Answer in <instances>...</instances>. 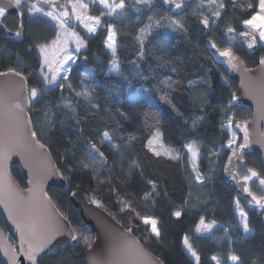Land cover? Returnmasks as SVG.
Instances as JSON below:
<instances>
[{
  "label": "trees",
  "instance_id": "16d2710c",
  "mask_svg": "<svg viewBox=\"0 0 264 264\" xmlns=\"http://www.w3.org/2000/svg\"><path fill=\"white\" fill-rule=\"evenodd\" d=\"M58 1L63 4L67 0ZM248 2L255 3V0H242L235 9H226V17L234 21L237 29L242 19L247 18V13L240 5ZM26 3L37 4L44 11H50L35 0H26ZM189 7L186 5L182 12ZM20 9L24 13L23 39L21 43L9 41L0 32V71L15 67L28 76L29 87L42 88L39 78L41 59L36 45L54 40L56 29L50 20L31 18L28 9ZM167 12L173 14L169 9ZM161 18L163 15L158 14L153 21L161 24ZM189 19L191 21L192 18ZM153 21L135 22L133 19L126 23L117 20L111 22L118 37L116 56L120 63L119 73L110 71L112 56L105 48L104 30L94 37H88L80 27L73 28L85 42V51L72 68L64 88L45 93L46 103L42 102L30 112L40 142L50 150L68 183L67 189H53L49 195L60 213L77 230V235L83 233L92 240L94 237L84 229L79 212L70 202V195L71 192L81 191L98 199L104 204L103 210L121 221L124 228L132 225V234L164 264H194L184 249L185 235L200 256V264H215L211 261L213 255L220 259L221 264H229V257L233 254L239 255L243 264H264L263 216L259 210L250 211L248 201L239 200L222 177L224 162L230 153L224 152L222 146L227 143L230 133L222 131L220 125L224 122L222 117L226 115V106L236 92L237 85L230 82V88L227 87L221 78L222 70L213 62L203 42L211 40L219 48H224L225 36L204 32L199 18L190 24L181 23L182 32L177 36H163L159 27L146 37L144 56L139 58L140 45L136 39L139 29ZM4 25L16 31L19 23L15 17H10L4 21ZM226 36L230 37L228 33ZM234 52L248 69L257 67L260 54L247 56L239 49ZM86 69L91 75L84 77ZM164 81L169 86H165L162 83ZM69 83L76 91L87 88L89 98L76 96L68 88ZM163 93L170 96L171 103L160 100ZM136 94L139 95L138 99L133 98ZM62 99L72 101L75 118L57 107ZM93 103L98 107L92 108ZM236 109L240 110L236 114V121L251 118L248 107ZM45 111L50 115L45 116ZM50 120L55 122L52 129L48 127ZM156 130L163 134L165 145L179 152L180 160L156 157L146 148L147 139ZM104 132L116 145L111 148L105 144L101 148L108 158L107 166L101 168L96 165V177L84 174L90 170L77 172L76 167L86 155V144L92 141L99 145ZM185 145H192L199 150V171L208 179L203 184L198 185L190 179L193 174ZM213 152H224V155H212ZM219 158L221 168L214 172V161ZM133 160L139 163V169L130 167ZM248 168L259 174L257 179H264V167L259 154L245 157L244 164L238 168L240 177ZM11 172L25 188L26 180L20 168L14 167ZM148 179L156 182V189L152 193L154 202L152 199H143V194L151 189L147 184ZM260 185L257 181L250 183L252 193L258 198L264 196ZM118 198L131 201L141 216L158 219L161 240L153 237L148 227L134 215L127 211L121 212ZM237 200L246 211L253 231V235L248 238H245L234 213ZM175 211L182 213L180 218L171 215ZM201 217L206 223L215 221L212 238L196 233ZM0 227L5 230L1 217ZM87 249L83 240H78L76 245L61 243L39 264H84L83 255Z\"/></svg>",
  "mask_w": 264,
  "mask_h": 264
},
{
  "label": "snow or ice",
  "instance_id": "6c2138e0",
  "mask_svg": "<svg viewBox=\"0 0 264 264\" xmlns=\"http://www.w3.org/2000/svg\"><path fill=\"white\" fill-rule=\"evenodd\" d=\"M8 4L20 9L22 6V0H7ZM43 4H47L56 9L53 11H44L42 7L37 4H32L28 7L29 16L35 19L47 17L50 20L56 21L58 28L56 38L50 43H38L36 45L42 62L39 67V78L43 84L42 88L39 87H27L25 91L28 76L21 70L15 67H9L6 71H0V77H4L6 80L9 77L19 78V88L16 91L15 96H12L7 88V84L0 86V203L5 204L6 208L11 206L12 211L15 212V216L10 214V219L17 226V231L20 232V244L19 255L23 256L27 261V264H39L42 259L41 254L45 252V249L50 244L52 238L58 234L65 224L62 221H66L67 217L60 213L59 209L54 208L51 204V197L44 190V181L53 176H58L61 179L64 178V174L50 163V156H48L45 150L41 155L44 157L45 165L41 172L36 174L35 180H29V185L25 192L21 194L14 188L10 179L7 178V161L10 159L14 152L20 154H32L39 150L45 149V144L41 143L38 138V133L31 127L33 123V117L29 115L30 112L35 110L44 101V94L56 87L59 89L64 88L63 81L68 80V73L72 71V65L75 64L78 55L82 48H86L85 42L74 31H71L68 25L71 22L82 26L88 34L95 35L97 28L101 27L100 17H92L88 15V9L90 4L102 6V16L108 17H122L125 13L124 0H67L64 4H59L58 0H38ZM233 7L236 6V0H230ZM137 4H147L149 0H136ZM165 4H174L176 9L182 8V3L177 0H164ZM215 5V9H210L213 20V24L221 17V11L224 8L223 0H200V7L205 5ZM243 11L247 13V18L242 19V25L244 30L238 33V36L246 38L248 49H252L259 45L260 48H264V0H255V3L248 2L246 5H240ZM7 8L0 5V23L2 18L6 16ZM18 17H22L23 13L18 12ZM35 19L33 22H35ZM209 16H204L201 23L207 27L209 25ZM149 20L153 21V18L149 16ZM108 23V29L106 33L105 47L111 51V72L119 73L120 63L116 56V30L113 27L111 21ZM161 25L159 21H153L146 24L139 29V35L136 37L140 48L138 50L139 58L144 56V41L151 32ZM168 27L183 28L179 20H172ZM24 25L21 23L18 29L12 33L16 37H21L23 33ZM228 34L235 32L232 27H227ZM230 39H236V36H230ZM74 43L75 47L70 48L69 45ZM210 47L215 49L220 57L225 58V62L233 71H241L242 74L250 71L244 67L240 62L238 56H235L232 48L227 47L224 50L217 48L215 43H210ZM86 59V57H85ZM259 64L264 70V57L259 61ZM87 75V74H85ZM165 86H169L167 81L162 82ZM192 82H190L191 84ZM68 88L75 92L78 97H84L88 99L90 94L87 88L82 91H76L72 88L71 84H68ZM261 102L264 103V81H262L258 87ZM238 97L233 94L231 101L226 106V115L222 117L223 123L220 125L221 130H226L230 133V138L227 143L222 146V150L226 149L231 154L228 156V165L225 171L232 177L237 179L234 174L235 169L242 165L244 162L245 149L250 145V134L247 126V122H237L232 112L233 107L236 104ZM160 100L165 103H171V98L167 93H163L160 96ZM61 109L65 110L70 116L74 117V108L71 100H61L57 105ZM92 108H97L98 105L91 104ZM45 116H49L50 113L45 111ZM54 115V114H52ZM55 122L49 121V129L54 128ZM195 127V122L193 123ZM238 129L243 132L242 142L238 143V136L236 131ZM162 133L159 130L153 132V134L147 139L146 148L153 153L154 156H167L170 160H180L181 156L179 152H173L175 150H169L164 148L162 142L160 143L161 150H157L154 144L158 141H162ZM107 144L108 147L115 148L112 138L107 132H104L100 138L99 145L95 142L89 141L85 146L86 155L80 161L77 172H84V170H90L84 172V174L96 177L98 170L95 167L99 165L101 168L106 167L108 158L105 156L101 148ZM184 149L187 154V158L190 159L191 171L193 175L191 180L200 185L204 183L203 174L198 171L200 153L199 150L192 145H185ZM212 155H219V152H213ZM131 168L139 169V163L133 160L130 165ZM141 175L143 170L141 169ZM258 173L248 168L246 173L240 177L239 183L243 181L242 187L244 191L248 192L252 201H255L257 205L264 208V196L257 197L246 187L248 181L253 177H258ZM259 183L264 185V179H260ZM147 184L151 186L149 191L143 194V199L148 201L150 199L154 202L152 193L156 189V182L152 179L147 180ZM72 196H76V192H71ZM89 203L94 204L96 208L104 209V204L93 197H89ZM121 212H129L130 215H134L138 218L143 225L148 227L150 234L157 240H161L162 235L159 227V220L149 216H141L133 206L132 202L118 198ZM239 207V201L236 202ZM172 216L177 219L181 217L180 211L171 213ZM241 219V225L245 234L252 231L248 222L246 213L242 210L239 212ZM115 220V216H113ZM116 224L120 225V228H116L110 224L105 225L103 247L97 244V248L91 247L93 240L90 236L81 233L77 235V230L70 228L68 235L72 241L83 240L85 247L89 248V261L88 264H144V253L139 246V242L132 237L133 226L129 225L124 228L121 221L116 220ZM215 221L206 223L203 217L200 218L199 224L196 226V233L211 232ZM123 229V230H121ZM183 244L187 252L194 258V264H200V256L193 249L192 244L189 242V237L185 235L183 237ZM99 249V250H97ZM5 254L8 255L7 249ZM233 264H243L239 255L233 254L229 257ZM12 264H21L16 253L10 256ZM211 261L215 264H221L220 259L213 255Z\"/></svg>",
  "mask_w": 264,
  "mask_h": 264
},
{
  "label": "water",
  "instance_id": "95a60500",
  "mask_svg": "<svg viewBox=\"0 0 264 264\" xmlns=\"http://www.w3.org/2000/svg\"><path fill=\"white\" fill-rule=\"evenodd\" d=\"M35 1L38 2V0ZM194 1L195 0H177V2L182 3V8L176 9L174 7V4H169V9L175 14H179L182 12V10L186 5H191ZM59 4L62 3L59 2ZM0 5H3L7 8L6 16L2 18V23H0V32L6 37L7 40L21 43L23 39V33L21 37H16L15 35L12 34L15 31L9 30L4 25V21L12 16H15L17 17L20 25L21 23H23V18H24L23 11L21 9H16L15 7L9 5L7 0H0ZM43 5H45L54 13L56 12L55 8H52L47 4H43ZM18 12H22L23 16L18 17L17 15ZM201 21H200V26L202 30L204 32H207L209 30V25L205 27L201 23ZM103 33L105 34V31H103ZM210 43H215V42L211 40H205L203 42V46L207 50L213 62L224 72V75L222 76V80L226 82L228 88L230 87V83L226 80V78L236 83L237 85V90L235 92V95L238 97V99L233 109L239 106H245L248 107L251 111V118L249 120L239 121V122H247L249 134H250L251 146L245 149L244 162L246 156L257 153L260 155L262 160V165L264 167V103L261 102L258 91V87L260 83L264 81V70H262L259 64L260 59L264 56L259 58L258 65L256 68L250 69V71L242 74L241 71L231 70L230 67L227 65V63L225 62V58L220 57L219 54L216 52V50L210 47ZM217 48L219 47L217 46ZM233 53L235 56H238L235 54L234 51ZM239 59L240 62L244 65V67L247 68L244 61L240 57ZM18 80L19 78L16 77H9L7 78V80L4 77H0V86H4L5 84H7L9 93L12 96H15L16 91L19 88ZM27 87H29L28 82L25 91L27 90ZM31 127L34 130L33 123ZM235 130L240 138V143H241L243 132L238 129ZM45 150L47 151L48 156H50V163L52 165H55V167L58 169L57 164L53 158V155L46 146L45 149L39 150L38 152L32 154L22 155L20 153L14 152L11 155L10 159L7 161L6 164L7 174H8L7 178L10 179L14 188L18 190L21 194H23L25 190L28 187H30L29 180H35L36 174L42 171L45 165V160L44 157L41 155V153H43ZM230 154L231 153H229V155ZM228 156L225 160L224 167L222 170V177L225 184L233 189L239 200H247L249 202L248 209L250 211H254L258 209L264 210V208H261L259 205H257L255 201H252L251 196L248 195V192L244 191V188L242 187L243 181L241 180L239 183L237 182L238 180H240L237 170L240 166L244 164V162L242 165L238 166L235 169L234 174L237 176V179H232V177L225 171V168L228 165ZM14 167L20 168L23 178L26 180L25 188L22 187L12 175L11 171ZM261 186L264 188V185ZM43 187L44 190L49 195L50 191L53 189H60V190L67 189L68 183L64 178L61 179L58 176H53L47 179L46 181H44ZM246 187L249 189V191H251V188L249 187L248 183ZM75 192H76V196L70 195V202L73 205V207L79 212L81 219L84 223L83 225L84 229L88 233H91L94 237L91 247L93 249H96L97 244L103 247L105 225L110 224L116 228H120V225L116 224V220H114L113 217H111L105 210L96 208L94 204L89 203L88 195H86L81 191H75ZM51 204L54 208H57L52 199H51ZM10 214L12 216H15V212L12 211L11 206L6 208L5 204L0 203V217L3 219V223L5 227V230L0 227V263L12 264V261L10 260V256L13 253H16L21 264H27V261L24 259V257L19 255V251H20L19 244L21 239L20 232L17 231V226L13 222V219H10ZM262 219L264 221V215ZM62 222L65 224V227L52 238L50 244L45 249V252L41 254L42 259L48 254H50L53 251V249L61 243H70L72 245H76L78 243V241H72L71 237L68 235V230L70 228H73L69 220L67 219L66 221H62ZM132 237L139 242V246L144 253V264H164L157 256H155L153 253L148 251L137 239V237H135L133 234ZM6 249L8 251V255L5 254ZM42 259H40V261ZM83 261L84 264H88L89 248L85 251L83 255Z\"/></svg>",
  "mask_w": 264,
  "mask_h": 264
},
{
  "label": "rangeland",
  "instance_id": "374dc122",
  "mask_svg": "<svg viewBox=\"0 0 264 264\" xmlns=\"http://www.w3.org/2000/svg\"><path fill=\"white\" fill-rule=\"evenodd\" d=\"M66 2H63V4L66 3ZM110 2H111V0H110ZM116 2L118 3L119 0H116ZM124 2H125L126 7H125V10H124V13L125 14L122 17H108L106 15L105 16H102L101 15V12L103 11L102 6H98V5H95V4H90V7L88 9V15H90L92 17H100V20H101V27H98L97 28V32H96L95 35L88 34L86 32V30L82 26L76 24L74 21L71 22L68 25V27H69V29L71 31H74V32H75V30L73 29L74 27H80V29L88 37H94V36H96L97 34H99L100 32H102L104 30L105 31V34L104 35L106 37V33H107V29H108V23L107 22H109V21L112 22L113 20H117V21H122V23H126V22H131V21H133V19H135V22L142 21V20H145L146 22H148L149 21V16H151L154 19V18H156V16L158 14H161V15H163V18H161V20L163 22L160 24L161 25L160 26V30L162 32V35L163 36H177V35H180L181 34L182 30H181V28H177V29L173 30V28L168 27V25L171 23L172 20H174V19L175 20H179L180 24L181 23H189L190 24V23H193L194 20H197L198 18L200 20V19H203L204 16H209L210 17L209 23L211 24L210 27H213L214 28V29H212L213 35L214 36L218 35L220 29L224 28L223 31H222V33L224 35V32H225V35H224L225 36L224 37V39H225L224 40L225 47H231L233 49V51L240 49V48H237L236 47V43H237L236 39L233 40V39H230L229 37L226 36V33H227L226 29L229 26L232 27V28H234L235 29V32H237V33H239L240 31H239V28L238 29L236 28V25H235L234 21L231 20L230 17L229 18L226 17V13L225 12L227 11L226 10L227 7L230 10L235 9L236 6L238 5V3L242 2V0H236V6L235 7L232 6L230 0H223L224 8L221 11V17H220L219 20H217L215 22V24H213V20L215 18L212 17L210 9H215L216 6L215 5H207L206 4L203 8H201L200 7V0H195L190 5L189 9L185 10L184 12H181L179 14V16L178 15L176 16L174 14H170V13L167 12V9H169L168 8L169 4H165L164 3V0H149V3H147V4H144V3L137 4L136 3V0H124ZM154 5H156V6L153 8ZM29 6H31V4L27 5L26 0H22V6H21V8L28 9ZM189 17L192 18L191 21H190ZM31 18H33V17H31ZM42 18H44L46 20H50L47 17H42ZM223 19H225V22L223 21ZM50 21L53 24V26L55 27V29H56V35H57L58 28L56 26V21H53V20H50ZM222 23H223V26H222ZM71 24L73 25V27H70ZM242 28H243V25H242ZM245 46H246V49H248L247 44H245ZM69 47L70 48H74L75 47L74 43L70 44ZM117 48H118V37L116 35V50H117ZM106 50L111 54V51L109 49L106 48ZM263 50H264V48H263ZM37 51H38V49H37ZM84 51H85V48H82L80 54L78 55V57L76 59L75 64L72 65V68L77 65V61H78L80 55ZM243 51H245L247 53L246 50H243ZM38 54H39V52H38ZM248 55L249 56H253L252 54H248ZM39 56H40V54H39ZM40 59H41V62H42V57L41 56H40ZM82 59H84V57H82ZM85 74H87V75H85ZM69 75H70V73H68V77H69ZM90 75H91V72L88 71L87 69L83 72V76L84 77H87V76H90ZM65 82L66 81H63V84H65ZM52 89H56V87H54ZM133 98L138 99L139 98V95L136 94ZM144 98H146L147 100L150 99L148 96H144ZM238 113H240V110L239 109H235L234 112H233V114L235 116V119H236V114H238ZM234 130H235V128H234ZM237 136H238V134H237ZM238 138H239V136H238ZM161 142L164 145V148H167L169 150H175L174 148H171V147L165 145L163 143V141H158V142H156L154 144V147L157 150H161L162 151V149L160 148V143ZM237 142L240 143V138L238 139ZM225 151H227V150L224 149V152ZM175 152H177V151L175 150L173 152V154H175ZM224 152H219V155L218 156H223L224 155ZM162 157H167V156H163L162 155ZM200 159H201V155H200ZM189 163H190V161H189ZM220 164H221L220 158L219 159H215V161H214V172L220 170V168H221ZM190 169H191V164H190ZM198 171H199V168H198ZM237 173H238V170H237ZM238 175H239V173H238ZM239 177H240V175H239ZM205 180H208V179H206L205 176H204V181ZM253 181L259 182V179H257L256 177H253L248 182L249 183H252ZM241 210L244 213H246V211L244 210L243 206L240 203H239V207H237V204L235 203L234 213H235V216L238 219V222L240 224V227H241V229L243 231V228H242V225H241V219L242 218L239 215V212ZM246 217H247V222L249 224V218H248L247 214H246ZM214 230H215V227L213 226L211 232H202V233H198V235L212 238L213 235H214ZM243 233H244V231H243ZM252 235H253V231H251V232H249L247 234L244 233L245 238H248V237H250ZM184 249H185L186 253L189 255V257L194 261V258L191 257V255L187 252V250H186L185 247H184ZM229 264H233V262L231 260H229Z\"/></svg>",
  "mask_w": 264,
  "mask_h": 264
},
{
  "label": "flooded vegetation",
  "instance_id": "af4514ba",
  "mask_svg": "<svg viewBox=\"0 0 264 264\" xmlns=\"http://www.w3.org/2000/svg\"><path fill=\"white\" fill-rule=\"evenodd\" d=\"M168 8H169V6H168ZM170 10V9H169ZM171 11V10H170ZM173 14H174V12H173ZM180 14V13H179ZM175 15H178V14H175ZM12 17H15V16H12ZM16 19H17V17H15ZM18 20V19H17ZM201 20H203V19H200L199 20V24H200V21ZM223 21L225 22V19H223ZM222 21V22H223ZM18 23H19V21H18ZM211 26V24L209 23V30L206 32V33H208V32H212V29H214L213 27H210ZM222 26H223V23H222ZM201 27V26H200ZM238 28H239V31L241 32V31H243L244 29L242 28V24L240 23L239 25H238ZM222 31H223V29H220V31H219V33L218 34H223L222 33ZM239 32V33H240ZM213 33V32H212ZM227 34V33H226ZM238 33L237 32H234V33H232V34H228L229 36H236V41H237V43H236V47L237 48H240L239 50H241V51H243V50H246L247 51V53L248 54H252L253 56H256L257 54H260L259 55V57H258V60H259V58L260 57H262V56H264V50H263V48H260L259 47V45H257L256 46V48H254V49H246V46H245V44H247L246 43V38H244V37H241V36H238L237 35ZM224 35H225V32H224ZM221 49H225V47L224 48H221ZM247 56H249L245 51H243ZM257 65H258V63H257ZM222 74L224 75V72L222 71ZM222 78V77H221ZM226 80L230 83V82H232V81H230L228 78H226ZM226 83V82H225ZM232 83H234V82H232ZM234 84H236V83H234ZM227 85V84H226ZM228 87V86H227ZM230 88V87H229ZM235 94V93H234ZM239 107H245V106H239ZM238 108V107H237ZM236 109V108H235ZM234 110V109H233ZM249 156V155H248ZM248 184H249V187H250V183L248 182ZM260 187H262L261 185H260ZM263 188V187H262ZM263 190H264V188H263ZM248 204H249V202H248ZM260 212H261V214H262V216L264 215V210H262V209H258Z\"/></svg>",
  "mask_w": 264,
  "mask_h": 264
}]
</instances>
